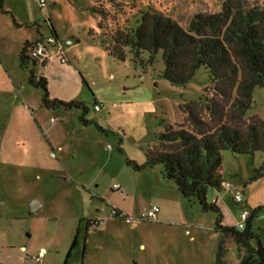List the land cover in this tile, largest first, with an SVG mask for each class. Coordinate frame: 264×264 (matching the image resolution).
I'll use <instances>...</instances> for the list:
<instances>
[{"label":"rangeland","instance_id":"1","mask_svg":"<svg viewBox=\"0 0 264 264\" xmlns=\"http://www.w3.org/2000/svg\"><path fill=\"white\" fill-rule=\"evenodd\" d=\"M245 1L247 8L264 5ZM97 2L46 0L41 7L38 0H3L0 7V264H38L39 255L46 264H82L84 254L87 264H216L223 240L225 260L239 264L233 238L216 231L218 214L182 197L174 183L161 187V166L137 171L127 164H146L165 127L184 123L185 106L205 102V95L211 99L207 71L173 86L161 77V52L144 68L134 64L130 50L120 62L108 54L104 36L133 28L138 12L149 9L188 28L195 15L221 11V0H104L110 15L104 29L92 12ZM51 25L63 54L40 67L50 97L85 104V118L99 128L83 125L79 109L43 107L42 90L29 84V70L20 66L26 40L57 49L48 44ZM247 117L264 123L263 89L255 90ZM223 158L225 181L243 202L221 188L209 189L207 198L221 210L222 225L237 228L243 212L264 207V151H224ZM34 201L41 207L30 216ZM159 205L164 218L152 222L111 217L113 208L137 216ZM253 230L264 243V212Z\"/></svg>","mask_w":264,"mask_h":264},{"label":"trees","instance_id":"2","mask_svg":"<svg viewBox=\"0 0 264 264\" xmlns=\"http://www.w3.org/2000/svg\"><path fill=\"white\" fill-rule=\"evenodd\" d=\"M103 1L98 0L92 8L101 29L110 18ZM221 2V11L195 15L188 28L164 13L149 9L138 12L133 28L118 29L112 36H104L108 54L120 62L126 61V51L130 50L134 64L144 68L152 65L161 52L165 65L161 77L173 86H186L201 68L207 71L211 86L206 94L211 89V99L205 95V102L187 104L184 123L178 128L165 127L157 137L159 146L150 151L146 164L139 166L131 161L127 164L137 171L161 166L163 177L176 185L182 197L195 199L204 212L218 214L216 231L226 239L233 238L239 264H264V243L253 230L264 207L249 213L241 230L223 226L221 210L207 198L209 189H219L225 181L224 151L237 155L264 151V123L247 117L255 90H264V5L247 8L245 0ZM51 29L57 38L52 25ZM38 43L26 42L19 58L20 66L29 70V84L43 92V107L79 109L83 125L95 124L99 128L85 118L88 114L85 104L51 99L47 78L41 73L42 65L30 53ZM260 176L259 172L254 179ZM254 240L256 244L252 243ZM224 243V240L220 243L216 264H230L225 260ZM76 245L77 235L70 252Z\"/></svg>","mask_w":264,"mask_h":264},{"label":"built area","instance_id":"3","mask_svg":"<svg viewBox=\"0 0 264 264\" xmlns=\"http://www.w3.org/2000/svg\"><path fill=\"white\" fill-rule=\"evenodd\" d=\"M38 1H39V4L41 5V7L45 6L46 0H38ZM48 44H51L57 48V50H58L57 56H61L63 54L62 45L59 44V41L57 38H55V37L49 38ZM30 53H31V56L34 59L38 60L41 65L44 62H49L52 59V57H50L48 55V48L43 43H40V42L31 49ZM62 63H66V59L64 57H62ZM94 107H95L96 111L100 110V106L98 104H95ZM109 150L111 151L112 149L109 148ZM113 188H114V190H117V191H121V189H122L120 187V185H114ZM221 189L223 191L233 193L234 199L238 204L243 202V199L241 198V196L235 193V187L231 182L224 181L221 185ZM159 212H160V208L158 206H151L149 209L140 213L137 216H129L126 213H123V212L119 211L118 209L113 208L112 212H111V217L116 218V219L126 220L129 223H134L136 220H139L141 222H152V221H155L157 219V215L159 214ZM248 217H249V212H247V211H245L241 214V220L238 224L239 229L243 230L245 228V222L248 219ZM42 258H43V256L39 255L35 261L37 263H40Z\"/></svg>","mask_w":264,"mask_h":264},{"label":"crops","instance_id":"4","mask_svg":"<svg viewBox=\"0 0 264 264\" xmlns=\"http://www.w3.org/2000/svg\"><path fill=\"white\" fill-rule=\"evenodd\" d=\"M26 42H30V43H32V41H30V40H26L24 43H23V46H22V48L24 47V45H25V43ZM41 43V42H40ZM70 44H72V43H70ZM22 48H21V50H22ZM21 52V51H20ZM48 52H49V56L50 57H53V58H55V57H57V55H58V50L57 49H53V50H48ZM51 52V53H50ZM19 55H20V53H19ZM50 62V61H49ZM49 62H44L43 64H42V67H46L48 64H49ZM44 76V75H43ZM45 77V76H44ZM46 78V77H45ZM157 177H159V181L161 182L160 183V186L161 187H166L165 185V181H167L164 177H163V175H161V177L160 176H157ZM170 183H173V182H170ZM116 185V184H115ZM167 185H171V184H167ZM168 187H170V186H168ZM176 189H177V187H176ZM178 191V190H177ZM179 193V192H178ZM180 194V193H179ZM158 205V204H157ZM159 206H161V205H159ZM151 207V206H150ZM119 210H121V211H123V212H132V210L131 209H127V210H122V209H120V208H118ZM162 213V206H161V208H160V212H159V214L157 215V218L159 217V215H161V219H163L164 218V215H162L161 214ZM96 223H98V222H96ZM133 228H135V225H133ZM86 241H87V239L85 240V246H84V251H86ZM41 251H43V252H45L46 250L44 249V248H42V250ZM71 255V254H70ZM70 255H69V257L67 256V259H69L70 258ZM72 257V256H71ZM45 262V257L44 258H42V260H41V262L40 263H38V264H46V263H44ZM82 264H87V259H86V255L84 254V257H83V260H82Z\"/></svg>","mask_w":264,"mask_h":264},{"label":"water","instance_id":"5","mask_svg":"<svg viewBox=\"0 0 264 264\" xmlns=\"http://www.w3.org/2000/svg\"><path fill=\"white\" fill-rule=\"evenodd\" d=\"M40 207L41 205L38 202L36 201L32 202L31 205L29 206V215L30 216L34 215L39 210Z\"/></svg>","mask_w":264,"mask_h":264}]
</instances>
